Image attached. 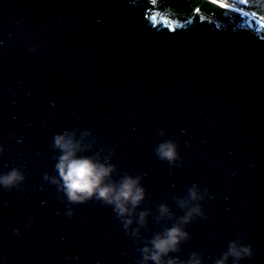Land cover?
Masks as SVG:
<instances>
[{
	"label": "water",
	"instance_id": "95a60500",
	"mask_svg": "<svg viewBox=\"0 0 264 264\" xmlns=\"http://www.w3.org/2000/svg\"><path fill=\"white\" fill-rule=\"evenodd\" d=\"M65 129L144 174V207L197 184L207 219L187 230L214 264L239 233L264 264V22L219 0H0V174L28 164L25 191L0 186V264H136L111 207L72 205L43 179ZM179 142L181 167L153 149ZM152 218L145 237L159 231ZM231 264V261H229Z\"/></svg>",
	"mask_w": 264,
	"mask_h": 264
},
{
	"label": "clouds",
	"instance_id": "9594fccd",
	"mask_svg": "<svg viewBox=\"0 0 264 264\" xmlns=\"http://www.w3.org/2000/svg\"><path fill=\"white\" fill-rule=\"evenodd\" d=\"M158 135L162 140L153 149L156 157L171 167H181L184 158L181 156L179 142L168 138L164 130ZM97 140L91 131L65 129L53 137L50 148L56 160L54 170L57 174L45 172L43 179L56 189L57 198L67 201V217L74 216L72 205L85 204L96 200L111 207L115 218L119 221L127 236L138 247L140 254L136 264H205L204 254L193 251L187 259H181L182 245L191 240L187 227L196 219H207L203 201L210 198V189L197 184L187 188L184 195H172L175 206L183 212L177 215L165 201L156 205V213L152 208H145L148 197L143 180L144 174L119 171V166L112 162L114 149L96 148ZM0 145V156L5 153ZM28 164L25 162L11 170L0 174V186L7 191L13 189L25 191ZM160 226L150 237L143 235L149 230V218ZM244 237L239 233L231 240L227 249L214 264H241L246 258L254 255L251 244L243 243Z\"/></svg>",
	"mask_w": 264,
	"mask_h": 264
},
{
	"label": "trees",
	"instance_id": "16d2710c",
	"mask_svg": "<svg viewBox=\"0 0 264 264\" xmlns=\"http://www.w3.org/2000/svg\"><path fill=\"white\" fill-rule=\"evenodd\" d=\"M223 3L244 9L264 22V0H219Z\"/></svg>",
	"mask_w": 264,
	"mask_h": 264
}]
</instances>
